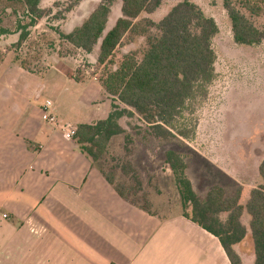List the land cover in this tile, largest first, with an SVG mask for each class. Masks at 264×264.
Instances as JSON below:
<instances>
[{"label": "crops", "instance_id": "obj_1", "mask_svg": "<svg viewBox=\"0 0 264 264\" xmlns=\"http://www.w3.org/2000/svg\"><path fill=\"white\" fill-rule=\"evenodd\" d=\"M8 34L5 42L18 40ZM3 37L0 264H230L218 239L182 213H148L120 197L72 138L42 119L47 102L73 126L107 117L112 96L97 77L76 79L57 57L43 72L22 67ZM45 75L62 79L47 98Z\"/></svg>", "mask_w": 264, "mask_h": 264}, {"label": "rangeland", "instance_id": "obj_2", "mask_svg": "<svg viewBox=\"0 0 264 264\" xmlns=\"http://www.w3.org/2000/svg\"><path fill=\"white\" fill-rule=\"evenodd\" d=\"M99 1L40 0L39 7L45 12L35 19L33 25H28L30 18L21 5L9 2V7L5 8L0 3V28L6 31L3 41L8 33H16V39L19 30L25 29L27 33L20 46L5 41L1 46L8 48L10 55L19 63L37 73L53 64V57H57L72 68L76 79L95 76L100 82L109 71L119 66L127 53L134 51L139 59L145 39L142 36L133 39L124 37L107 62L98 65L97 49L93 48L87 53L59 38L58 31L69 32L79 25ZM179 1L182 0H164L154 12L142 13L140 19L146 17L157 22ZM189 1L212 17L218 27V32L212 38L216 55L215 76L206 96L185 111L184 123L186 120L196 123L191 137L162 139L149 133L146 124L137 115H124L118 121L130 136V143H125L126 133L113 136L100 160L106 170L114 172L116 179L127 186L133 183L114 164L120 160H130L137 167L141 182L140 190L131 197L141 204L146 199L150 210L160 216L183 211L174 175L165 162L167 150H175L183 157L187 164L185 174L200 197L213 184L224 187L227 194L239 187V201L245 204L250 189L261 183L257 168L264 158V39L255 45L236 44L222 0ZM232 1L254 25L264 27L263 11L251 14L243 6V0ZM120 7V0L112 4L106 30L121 15ZM0 52L5 51L0 48ZM44 78L47 81L52 78V81L43 98L51 97L54 90L60 87L62 79L46 75ZM69 88L70 85L66 89ZM59 104L63 105L61 101ZM118 105L124 107L121 103ZM67 115L71 117L73 114ZM70 117L66 118L67 121H71ZM220 217L225 219L226 213H221ZM240 219L246 234L238 243V249L246 264H254L248 213L244 211Z\"/></svg>", "mask_w": 264, "mask_h": 264}, {"label": "trees", "instance_id": "obj_3", "mask_svg": "<svg viewBox=\"0 0 264 264\" xmlns=\"http://www.w3.org/2000/svg\"><path fill=\"white\" fill-rule=\"evenodd\" d=\"M115 1L100 0L79 25L69 32L58 31L59 38L87 53L98 44V65L107 62L124 37L142 36L145 39L139 59L134 51L127 53L116 69L100 79L103 89L112 96L110 113L94 123L77 124L72 140L120 197L152 213L146 199L141 204L131 197L141 188L138 169L133 163L124 159L114 164L133 183L127 186L116 179L114 172L106 170L100 160L110 139L126 133L118 122L124 115H137L149 133L162 139L191 137L196 123H188L187 120L184 123L185 111L206 96L215 76L216 55L212 38L218 27L212 17L205 15L197 4L189 0L177 2L157 22L146 17L140 19V16L154 12L164 0H120L121 15L106 30ZM9 2L21 5L30 18L28 25H33L35 19L45 12L39 7L40 0H0L5 8L9 7ZM222 4L236 44L255 45L264 39V27L254 25L232 0H222ZM243 6L251 14L264 12V0H243ZM5 32L0 28V34ZM26 36L25 29L19 30L15 45L20 46ZM20 65L26 68L23 63ZM130 141L126 133L125 143ZM165 162L174 175L182 215L218 239L230 264H243L234 246L246 234L240 219L246 211L254 264H264V158L257 168L261 183L250 189L245 204L239 201V187L227 194L224 187L213 184L203 197L198 196L185 174L184 159L176 151L167 150ZM221 213H226L225 219L220 217Z\"/></svg>", "mask_w": 264, "mask_h": 264}, {"label": "built area", "instance_id": "obj_4", "mask_svg": "<svg viewBox=\"0 0 264 264\" xmlns=\"http://www.w3.org/2000/svg\"><path fill=\"white\" fill-rule=\"evenodd\" d=\"M50 103L47 102L42 111V119L47 121L50 124L57 125L62 130L63 136L66 139H71L75 134L76 126H73L69 123L60 122L56 119V117L48 110V105ZM5 216V214L3 215Z\"/></svg>", "mask_w": 264, "mask_h": 264}]
</instances>
